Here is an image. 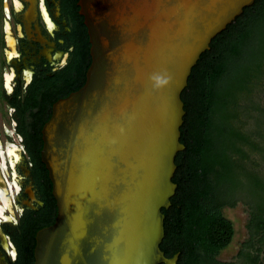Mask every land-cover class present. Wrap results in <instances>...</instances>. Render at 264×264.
<instances>
[{
	"label": "water",
	"instance_id": "obj_1",
	"mask_svg": "<svg viewBox=\"0 0 264 264\" xmlns=\"http://www.w3.org/2000/svg\"><path fill=\"white\" fill-rule=\"evenodd\" d=\"M254 0H78L90 63L41 133L56 202L32 264H175L159 248L176 184L180 93L211 39Z\"/></svg>",
	"mask_w": 264,
	"mask_h": 264
},
{
	"label": "trees",
	"instance_id": "obj_2",
	"mask_svg": "<svg viewBox=\"0 0 264 264\" xmlns=\"http://www.w3.org/2000/svg\"><path fill=\"white\" fill-rule=\"evenodd\" d=\"M263 91L264 0H254L211 39L180 93L184 149L174 157L159 244L166 257L178 253L175 264H264L253 239L235 260L217 258L235 233L223 209L239 200L252 238L264 243Z\"/></svg>",
	"mask_w": 264,
	"mask_h": 264
},
{
	"label": "flooded vegetation",
	"instance_id": "obj_3",
	"mask_svg": "<svg viewBox=\"0 0 264 264\" xmlns=\"http://www.w3.org/2000/svg\"><path fill=\"white\" fill-rule=\"evenodd\" d=\"M77 2L0 0V264H32L56 216L41 130L90 63Z\"/></svg>",
	"mask_w": 264,
	"mask_h": 264
},
{
	"label": "rangeland",
	"instance_id": "obj_4",
	"mask_svg": "<svg viewBox=\"0 0 264 264\" xmlns=\"http://www.w3.org/2000/svg\"><path fill=\"white\" fill-rule=\"evenodd\" d=\"M260 99L264 104V91L259 94ZM224 215L233 222L235 229L234 236L231 243L220 252L218 259L221 261L235 260V256L239 255V252L245 250V244L253 239L254 250L246 248L252 252H258L261 261L264 263V243L260 244L258 237L252 238L251 233L247 227L249 219L248 206H246L242 200H239L234 206H228L223 209ZM260 246L259 250L258 247ZM256 249V250H255Z\"/></svg>",
	"mask_w": 264,
	"mask_h": 264
}]
</instances>
